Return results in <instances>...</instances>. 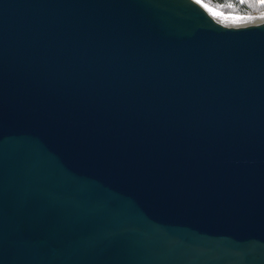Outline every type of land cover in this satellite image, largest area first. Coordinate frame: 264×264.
I'll list each match as a JSON object with an SVG mask.
<instances>
[{
    "label": "water",
    "instance_id": "water-1",
    "mask_svg": "<svg viewBox=\"0 0 264 264\" xmlns=\"http://www.w3.org/2000/svg\"><path fill=\"white\" fill-rule=\"evenodd\" d=\"M0 264H264V20L0 0Z\"/></svg>",
    "mask_w": 264,
    "mask_h": 264
},
{
    "label": "rangeland",
    "instance_id": "rangeland-1",
    "mask_svg": "<svg viewBox=\"0 0 264 264\" xmlns=\"http://www.w3.org/2000/svg\"><path fill=\"white\" fill-rule=\"evenodd\" d=\"M196 1L208 10L214 19L224 24L242 26L250 20L264 19V0Z\"/></svg>",
    "mask_w": 264,
    "mask_h": 264
},
{
    "label": "bare ground",
    "instance_id": "bare-ground-1",
    "mask_svg": "<svg viewBox=\"0 0 264 264\" xmlns=\"http://www.w3.org/2000/svg\"><path fill=\"white\" fill-rule=\"evenodd\" d=\"M263 20H264V19L259 20V21H258V20H253L254 22H253L252 20H250V21H248V22L243 23L242 26H243L244 24H250V23H252V24H257L258 22L263 21ZM223 24H224V23H223ZM224 25L229 26V25H231V24L229 23V24H224Z\"/></svg>",
    "mask_w": 264,
    "mask_h": 264
}]
</instances>
